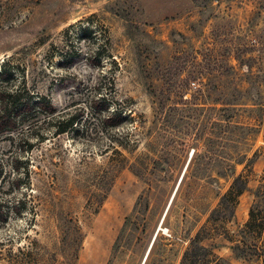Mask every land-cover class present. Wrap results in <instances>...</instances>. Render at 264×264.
Here are the masks:
<instances>
[{
	"label": "rangeland",
	"instance_id": "obj_1",
	"mask_svg": "<svg viewBox=\"0 0 264 264\" xmlns=\"http://www.w3.org/2000/svg\"><path fill=\"white\" fill-rule=\"evenodd\" d=\"M86 25L108 39L113 60L85 58L93 44L78 30ZM3 59L25 71L27 88L57 114L86 106L99 82L110 90L113 81L114 102L134 110L118 131L136 140L126 156L155 167L159 187L121 168L92 213L91 192L107 188L102 171L116 156L45 125V140L29 138L28 151L0 139V203L9 212L0 221V264H180L229 188L232 177L218 172L230 164L249 172L245 190L227 233L211 230L201 243L232 264H255L235 254L233 240L264 183V0H0ZM18 151L32 165L29 187L22 178L15 188ZM242 155L249 161L237 163Z\"/></svg>",
	"mask_w": 264,
	"mask_h": 264
},
{
	"label": "trees",
	"instance_id": "obj_2",
	"mask_svg": "<svg viewBox=\"0 0 264 264\" xmlns=\"http://www.w3.org/2000/svg\"><path fill=\"white\" fill-rule=\"evenodd\" d=\"M100 36L93 27L88 25L81 26L78 30V37L93 44L90 52L85 54V58L93 60L96 65H100L103 59L113 60L107 49L108 39L106 38L107 42L102 41L99 38ZM66 57L64 56V58ZM68 57L73 59L74 54H69ZM24 73V70L14 65L9 59H3L0 62V139L8 140L11 144L17 143V145L24 142L29 145V148L24 151H28L32 147V144L28 142L29 138H34L40 143L45 140V136L39 132V128L45 125L51 130L53 136L68 134L72 138L85 139V141L93 142L98 148H101L102 154L110 152L111 155L116 156L115 162L109 156L102 171L105 177L108 178L107 188L103 191L91 192L90 196L96 198L94 202L96 205L92 209V213L97 212L109 186L121 168L129 167L137 176L146 179L145 182L149 184L150 188H153V185L159 187L158 183L152 182L151 173L155 171V167L150 166L148 163L145 164L144 160H139L138 156L132 160L126 156L125 152L131 153V146H136V140H132L135 142L130 145V131L126 130V135H120L118 131L122 125L131 123L134 110L127 106H121L116 101L114 102L111 96L114 90L113 81L110 82V90L103 88L102 82H99L94 87V92L86 106L80 107L74 112L57 114L55 108L45 96L31 92L27 88ZM41 115L44 116L40 118ZM232 127V123L227 120L222 125V133L224 135L228 134ZM236 127L238 128V126ZM19 149L21 151L20 147ZM20 151L11 161V166L14 172L17 173L15 188H19L18 183L22 178L27 181L25 187H29L32 171L30 160L28 158L23 160ZM194 155L198 156L196 149L192 153L184 174L190 167ZM147 158L155 162V159L151 156ZM244 161H249L246 155L238 156L237 163H243ZM162 168L167 170L164 167ZM218 174L227 178L232 177L230 186L219 196L218 203L210 210L205 223L192 238H189L180 259V264H232L203 245L201 240L211 230L227 233L225 232L224 223L232 216L238 198L245 190L249 172L236 173L235 167L230 164ZM183 179L184 175L178 185L182 183ZM24 203L22 198L15 199L13 207L19 213L23 211ZM8 213L2 211L0 203V221L6 222L9 218ZM215 222L219 223L218 226ZM125 225L126 222L123 226ZM76 229L80 233L78 227ZM233 241V250L237 256L251 260L255 264H264V183L256 188L253 201L248 209L247 219L238 231V238Z\"/></svg>",
	"mask_w": 264,
	"mask_h": 264
}]
</instances>
